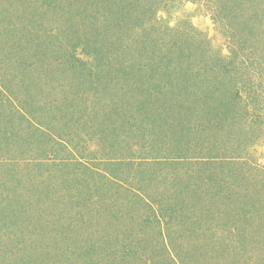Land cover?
I'll return each instance as SVG.
<instances>
[{"label": "rangeland", "instance_id": "obj_1", "mask_svg": "<svg viewBox=\"0 0 264 264\" xmlns=\"http://www.w3.org/2000/svg\"><path fill=\"white\" fill-rule=\"evenodd\" d=\"M217 1L150 0L152 18L171 28L156 34L152 20L133 21L146 23V36L162 34L197 61L202 45L228 62L235 42L213 20ZM97 2L0 0V91L6 93H0V264H264V121L247 125L230 101L207 104L209 113L195 107L206 84L188 85V96L197 97L193 109L176 102L154 123L155 114L141 116L135 108L110 113L101 104L120 86L114 73L140 61L132 37H146L128 27L129 63L99 61L94 47L114 40L104 34L98 8L93 19ZM75 54L79 63L72 67L65 60ZM158 73L165 97L176 98L178 84ZM72 82L77 86L65 88ZM215 94L231 97L224 88ZM105 115L116 117L110 129L100 122ZM218 132L235 133L227 138L230 151L243 157L235 164L196 165L173 185L167 178L175 172L158 164L163 160L138 165L142 157H166L150 141L165 139L174 154L187 157ZM118 176L137 190L120 187Z\"/></svg>", "mask_w": 264, "mask_h": 264}, {"label": "trees", "instance_id": "obj_2", "mask_svg": "<svg viewBox=\"0 0 264 264\" xmlns=\"http://www.w3.org/2000/svg\"><path fill=\"white\" fill-rule=\"evenodd\" d=\"M149 1L150 0H98L97 2V5L99 6L95 7L94 9L95 18L93 19L97 18L96 10L98 8V10L100 11L99 13L104 14L105 18L102 20V27L104 28L103 32L106 37H112L114 40L112 41L109 39V42H107L108 46L106 45L103 48L94 47V51L91 54H95L96 58H99L100 56L99 61L104 59L105 61L107 60V62H110L115 58L123 59L124 62H127L129 60L128 57L130 55L132 56V54H130L129 52H132V49L128 50L129 48H127L128 46L125 44V41L127 39L125 36L128 32V27L129 29H132L133 27H135L133 29L137 28L138 31H141L146 37H132V39H134L135 41L133 46H136V49L140 50L141 52L140 61L133 62L131 64V67H124V65H122L117 69V72L114 73V75L116 76V79L118 80L120 86L115 87V91L109 98L108 104L103 103L101 104L102 107L109 108L112 110L110 113L116 112L117 114H121V109L124 107L126 109H128L127 107L135 108L141 114V116H146V114L147 116L155 114L154 118L153 116L151 117L152 122L154 123L156 119L161 117L162 112L170 109V107L176 108V106H174L177 105L176 102L178 103V107H187L189 109H193L191 102L196 100L197 97L194 99L195 96H192V94L188 96V85L195 84V86H198L200 88L202 87V85L206 84V89H208L207 94H201L200 98H205L208 101H206L205 99H201L199 105L195 107H198L202 110L207 109L209 113V111L212 109L207 107V104L216 105L217 102H220L221 105L226 104L230 101L233 103V107L231 106L232 108H234V106L236 105L238 108L243 110L241 112V115L247 125L254 126L259 122H263V0L217 1V3H219L216 6L217 11H215V13L213 14V20L215 21L217 26L222 27L223 31L226 34H229L231 39L235 42V47L233 50L234 53L231 54L234 57H231V60L228 62H225L226 59H223V57H217L216 54L212 52V49V51L209 50L210 48L208 50L206 48L205 51L202 45V50H200L198 54L200 56V60L197 61L194 58L196 55L185 53L186 51H183V49H177V43H173L174 46H172L168 43L165 36H162V34H157L150 37V34L147 32L148 36H146L145 32L143 31L145 30L146 26L141 29V26L145 25L146 23H144L143 25H135V21H133L135 17L138 18V16L143 15V19H146L147 21L152 20L153 22L150 23L152 26L149 29L150 31H152V34L163 32L166 29H171L170 27H164L162 25L163 21L159 18H157V20L155 19V17L152 18L151 13L153 12V9L151 5H153L156 0L154 3H148ZM193 1L197 2L202 0ZM106 17H109L107 21ZM122 24H124V26L119 29ZM123 33H125V35ZM207 51L212 52L213 55L208 54ZM70 60L71 61H65L69 62V65H71L72 67H76L79 63V58L76 56V54L75 56L72 55V58ZM239 63H243V65L240 66ZM241 68L246 69L245 74L241 73ZM128 69L132 70H130V72H127ZM161 70H164L165 73H162ZM144 72L146 73L143 75ZM158 72H160V75H165L166 78L164 80L166 81V83H171L173 85L177 83L178 86H176V84L174 86L177 89H174V91H183V96L179 92L176 98L172 99L171 97H165L166 93H163V86L161 85L162 82H160L159 80ZM224 77L226 81L219 83L224 80ZM102 80H104V78L99 79L98 82H101ZM106 80L103 83L104 87L106 85ZM207 82H214L217 85V89H215L216 87L213 88V86L211 88L210 83L207 85ZM229 84L232 85L234 90H231L230 86L229 89L225 87ZM71 86L73 87L77 85L72 82L68 83L65 88H69ZM179 87L182 89V91L179 89ZM60 88L62 87L60 86ZM223 88L224 90L226 89L230 92L231 97H228V99L222 98L215 94ZM65 90L68 93L71 89ZM0 93H2V97L6 96V93L4 95L3 91H0ZM107 93H109V89H106L104 91L103 96L106 98L110 96V93ZM244 94L246 98H244ZM211 99L212 101H210ZM243 101L245 103H242ZM7 102L10 104V106H12L11 108H20L18 104L19 101L16 102L13 99H7ZM33 104L31 101H29L30 106ZM70 106H77V104L72 103ZM249 106H253V108L251 107V109H253L254 114L250 113L251 109L248 110ZM21 114V116L25 118L24 116H26V114ZM105 116L106 119H101L100 122L101 124L105 125V129H110L112 128L111 124H113V120H116V117L110 118L107 115ZM28 121L33 125L37 124L40 127L43 126H41L37 120ZM100 122H94L99 123L97 125V129L101 128ZM128 127L129 126H126L125 130ZM140 129L142 131H145V126L141 125ZM49 132L52 133V130L49 129ZM154 132L155 130L150 129L148 133L151 135ZM238 133L239 131H236V134ZM220 135L222 136L219 138L218 136ZM234 135L235 133L224 134L222 132H218L216 135H213L208 142L204 143V146L201 145L199 151H192L191 155L187 157L179 153L174 154L172 145L169 142L165 141V139H159L155 142L150 141V146L152 145L154 149H156L157 146L161 145L164 148L162 150L165 152L166 157L160 159H157L155 157H142V159L140 158L138 160L140 164L138 162L137 163L138 165L142 166L144 165L143 162H149L150 160H153L154 162H156L157 160H163L162 163L158 162V164L163 165L165 169L169 168L168 173L175 172L174 177L169 176L170 179L167 178L168 185H173L180 182L184 176L190 174V172L193 171L191 170V167L197 169L198 167H196V165H207L209 167L216 164L219 166L232 165L235 164L236 161H239L241 158H243L241 152L232 153V151H230V148L228 147L227 138ZM105 137L110 141L111 136L106 135ZM188 147L189 144L187 146L186 143L182 146V148L184 149H188ZM207 154L208 156H203ZM123 180L124 179L118 176L115 181L118 182V185L123 189L133 186L131 187V189L137 190V188L134 187L136 186L134 182L130 181V183H126L125 180ZM142 191H140L139 193L136 192V194L138 193L142 197ZM139 201L142 202V198ZM235 235L236 232H234V236Z\"/></svg>", "mask_w": 264, "mask_h": 264}]
</instances>
